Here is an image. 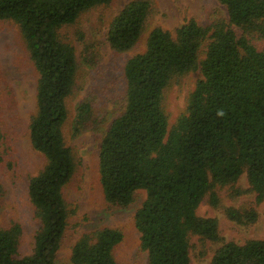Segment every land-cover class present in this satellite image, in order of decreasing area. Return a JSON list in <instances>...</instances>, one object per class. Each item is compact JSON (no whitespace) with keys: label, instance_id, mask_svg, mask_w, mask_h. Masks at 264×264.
Instances as JSON below:
<instances>
[{"label":"trees","instance_id":"trees-1","mask_svg":"<svg viewBox=\"0 0 264 264\" xmlns=\"http://www.w3.org/2000/svg\"><path fill=\"white\" fill-rule=\"evenodd\" d=\"M112 1L0 0V19L18 25L38 74L28 130L32 147L46 159L28 182L40 221L33 249L16 258L21 226L2 227L0 264L55 262L69 217L63 190L76 169L62 129L78 61L75 47L61 32L83 12ZM218 1L227 19L202 26L190 18L173 32L159 26L149 32L144 51L124 64L123 111L101 139L98 174L105 201L126 207L138 190L145 191L134 225L148 264H189L193 235L218 241L217 219L198 216L196 209L205 196L218 207L217 189L228 188L230 197L245 193L235 187L242 174L256 202L264 199V49L253 43L254 38L264 39V0ZM149 10L147 0H132L117 12L107 32L113 50L125 52L136 44ZM196 70L201 76L184 111L169 126L164 92L172 81ZM91 107L87 100L77 106L75 135L87 127ZM225 213L238 223L256 219L253 210L240 213L225 207ZM122 238L121 230L111 227L83 233L70 260L120 264L113 251ZM207 264H264V239L226 242Z\"/></svg>","mask_w":264,"mask_h":264},{"label":"rangeland","instance_id":"rangeland-1","mask_svg":"<svg viewBox=\"0 0 264 264\" xmlns=\"http://www.w3.org/2000/svg\"><path fill=\"white\" fill-rule=\"evenodd\" d=\"M130 1L114 0L109 5L91 8L61 32L75 47L78 61L75 86L66 98L68 114L62 129L65 143L75 157L76 169L63 190L69 217L54 264H72L70 256L75 241L81 234L102 227L117 228L123 233L122 241L113 251L117 262L148 264L147 252L141 248L140 234L134 225V214L145 199V191L138 190L130 205L120 207L105 201L99 183L101 139L124 107V64L129 57L144 51L148 34L154 27L173 32L190 18L202 26L228 18L225 6L218 0H147L150 10L138 41L130 50L118 52L110 47L107 32L113 17ZM253 43L264 49L263 38H254ZM200 76L196 70L172 81L165 90L163 106L169 126L184 111L187 96ZM37 78L18 25L12 20L0 19V228L12 223L21 226L16 258L32 251L34 235L40 226L28 196L29 179L46 163L45 157L32 147L28 130L35 113ZM83 100L91 103V117L87 127L75 135L76 108ZM235 187L245 193L230 197L228 188L217 189L218 207L209 203L208 196L197 207L198 216L217 219L219 240L190 236L189 264L209 263L215 251L226 242L264 239V199L258 203L255 194L247 191L245 174ZM225 207H234L240 213L253 210L256 219L251 223H238L228 218Z\"/></svg>","mask_w":264,"mask_h":264},{"label":"clouds","instance_id":"clouds-1","mask_svg":"<svg viewBox=\"0 0 264 264\" xmlns=\"http://www.w3.org/2000/svg\"><path fill=\"white\" fill-rule=\"evenodd\" d=\"M222 114V113H221Z\"/></svg>","mask_w":264,"mask_h":264}]
</instances>
